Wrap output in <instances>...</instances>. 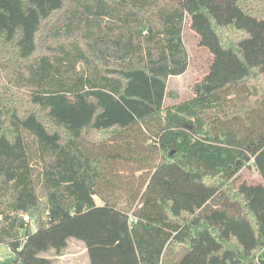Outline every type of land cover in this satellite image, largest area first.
Instances as JSON below:
<instances>
[{
  "label": "trees",
  "instance_id": "obj_1",
  "mask_svg": "<svg viewBox=\"0 0 264 264\" xmlns=\"http://www.w3.org/2000/svg\"><path fill=\"white\" fill-rule=\"evenodd\" d=\"M187 20L213 62L166 107ZM70 240L90 264H264V0H0V245L54 264Z\"/></svg>",
  "mask_w": 264,
  "mask_h": 264
},
{
  "label": "rangeland",
  "instance_id": "obj_2",
  "mask_svg": "<svg viewBox=\"0 0 264 264\" xmlns=\"http://www.w3.org/2000/svg\"><path fill=\"white\" fill-rule=\"evenodd\" d=\"M184 40L185 45L189 53L190 63L189 67L185 74L178 77H172L169 81V92H175L179 94V99L175 101L172 98H168L166 100V107L172 106L178 102L189 100L193 97V92L191 91V87L195 84L203 81L209 73L210 66L213 62V56L210 54L208 49L200 46L199 37L195 32L190 29V22L187 20L185 31H184ZM95 150H101L95 148ZM101 153V152H100ZM160 158V157H159ZM158 158V159H159ZM116 171L120 173L121 180L126 182L132 176L133 170L137 168L136 164L127 163V162H115ZM139 174V173H138ZM137 174V175H138ZM141 174V173H140ZM260 181L258 175H256L254 170H245L240 177L238 178V183H248L255 184ZM126 195H124V198ZM96 201L101 204L99 198H96ZM32 231L36 233V224H31ZM43 241H46V237H39L37 240V244L41 245ZM76 246H83L82 243L76 240H70L68 243V248L73 250H77ZM56 251V250H51ZM66 252V251H64ZM47 257L48 255H41L40 257ZM42 257V258H43ZM68 261L67 263H69ZM77 264H90L89 258L86 255L85 257H79L75 260Z\"/></svg>",
  "mask_w": 264,
  "mask_h": 264
},
{
  "label": "crops",
  "instance_id": "obj_3",
  "mask_svg": "<svg viewBox=\"0 0 264 264\" xmlns=\"http://www.w3.org/2000/svg\"><path fill=\"white\" fill-rule=\"evenodd\" d=\"M98 205H101L97 202ZM83 245V244H82ZM77 250H73L71 248H66L61 252L52 251L43 253V255H48L47 257H43L48 260H52L54 264H77L75 262L79 257H85L87 255V250L85 246H76ZM66 251V252H64ZM88 256V255H87ZM16 256L11 251L10 247L7 245H0V264H13ZM70 261L69 263H67Z\"/></svg>",
  "mask_w": 264,
  "mask_h": 264
},
{
  "label": "built area",
  "instance_id": "obj_4",
  "mask_svg": "<svg viewBox=\"0 0 264 264\" xmlns=\"http://www.w3.org/2000/svg\"><path fill=\"white\" fill-rule=\"evenodd\" d=\"M25 220H26L27 222H29V221H30V218H29L28 216H26V217H25Z\"/></svg>",
  "mask_w": 264,
  "mask_h": 264
},
{
  "label": "water",
  "instance_id": "obj_5",
  "mask_svg": "<svg viewBox=\"0 0 264 264\" xmlns=\"http://www.w3.org/2000/svg\"><path fill=\"white\" fill-rule=\"evenodd\" d=\"M170 155H172V153H170Z\"/></svg>",
  "mask_w": 264,
  "mask_h": 264
}]
</instances>
